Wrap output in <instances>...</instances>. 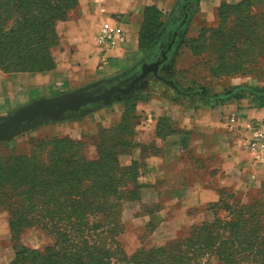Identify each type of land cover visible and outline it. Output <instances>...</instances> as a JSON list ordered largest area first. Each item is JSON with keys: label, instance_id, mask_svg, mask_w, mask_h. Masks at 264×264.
Wrapping results in <instances>:
<instances>
[{"label": "trees", "instance_id": "obj_1", "mask_svg": "<svg viewBox=\"0 0 264 264\" xmlns=\"http://www.w3.org/2000/svg\"><path fill=\"white\" fill-rule=\"evenodd\" d=\"M184 17L197 12L201 0H177ZM259 0L222 3L219 25L201 27L184 46L197 58L212 52L213 78L248 75L264 59V11H253ZM79 0H0V70L4 73H37L55 68L53 49L59 43L57 24L70 17ZM234 16L233 24L228 21ZM163 11L146 6L138 36L141 52L151 50L165 29ZM188 91L200 85L190 81ZM196 92L211 105L246 96L264 106V86L239 85L222 94ZM140 96L123 101V112L114 131L96 145L89 157L81 140L67 137L34 142L30 153L12 150L0 157V209L9 216L11 240L27 228L41 227L52 238L42 248L13 245L11 264H202L215 257L222 264H264V226L255 222L256 201L227 204L222 192L211 209L227 213L194 225L189 234L128 254L121 246L123 213L129 202L144 204L139 183L140 163L122 165L120 156L132 148ZM105 132V131H104ZM234 197V194H230ZM217 213H214L216 215Z\"/></svg>", "mask_w": 264, "mask_h": 264}, {"label": "crops", "instance_id": "obj_2", "mask_svg": "<svg viewBox=\"0 0 264 264\" xmlns=\"http://www.w3.org/2000/svg\"><path fill=\"white\" fill-rule=\"evenodd\" d=\"M164 1L79 0L70 17L57 24L61 48L54 52L53 70L0 72V110L20 103L21 94L31 99L35 93L36 99L53 97L131 73L144 58L138 47L144 10L150 5L162 10ZM241 1L201 0L188 20L192 19L187 38L197 37L203 27L200 20L216 18L222 3L235 5ZM109 21H118L124 28L127 41L123 45L112 47L98 42L99 29ZM175 50L180 68L195 63L196 57L186 46L179 48L177 42ZM160 72H164L162 68ZM144 80L147 86L130 95L140 94L132 138L137 137L141 145L126 161L140 163L139 183L150 191L148 195L157 197L161 190H169L176 201L190 209L218 201L222 192L240 196L245 203L264 192V158L248 147L250 126L264 120V106H257L248 96L211 105L197 93H179L155 76ZM239 85L263 87L264 63L252 74L231 76L227 82L214 85L211 96ZM111 104L123 112V105L116 100ZM14 257L9 216L0 209V264H11Z\"/></svg>", "mask_w": 264, "mask_h": 264}, {"label": "rangeland", "instance_id": "obj_3", "mask_svg": "<svg viewBox=\"0 0 264 264\" xmlns=\"http://www.w3.org/2000/svg\"><path fill=\"white\" fill-rule=\"evenodd\" d=\"M162 11L166 23L165 29L155 46L151 50L142 53L144 56V58L141 56L142 60L149 57L151 53L159 55L171 41L173 34L177 29H179V32L181 33L178 37V46L179 48H184V41L187 38L192 19L188 22L189 18H187V21L183 24L185 17L182 11L178 8L177 0L164 1ZM253 11H264V3L259 0L255 4ZM231 17L232 18L228 21V26L233 24L234 16ZM200 21L203 26L209 28H216L220 22L217 17H211L210 19ZM186 27H188V29ZM58 48H61L60 37L58 45L53 49V56ZM177 54L178 53L175 50L172 55L174 58L173 62L168 63L162 69L164 72L159 73L166 79L177 80V85L185 93L194 94L198 92L200 87H203L204 93L212 94L211 88L214 85L225 83L229 79V77L225 75L221 78H213L210 69L216 63L210 62L213 57L212 52L204 54L202 59L194 58L195 63L189 68H180V64L177 63L176 59ZM136 56H138V53ZM262 63H264V59L260 60L259 63H256L255 65H248V69L256 67L255 69L257 71ZM0 72L3 71L0 70ZM192 79L197 80L200 85L195 86V90L190 92L188 89L191 87L190 81ZM21 95L22 101L17 103L16 106L10 107L6 111L0 110V112H2L0 118L6 117L14 113L18 108L37 100L36 97L38 96L35 93L32 95L33 99H31L24 96V94ZM139 95L140 94H136L135 96ZM128 97H118L116 102L123 105V101ZM120 115H122V111L119 110L118 106L115 108L112 104L107 106L100 105L84 116L69 118L59 122L48 121L42 123L14 136L11 139L0 140V157L8 155L12 150L17 153H30L34 142L56 137H67L72 140L83 141L87 146L88 156L95 157L96 145L100 143V133L103 132L104 137L109 133H112H106V131H114L116 129V126L120 121ZM132 137H134V134ZM131 143L132 148L129 153L120 156V162L122 165H129L126 161L127 156L131 154L134 148L141 145V143L138 142L137 137L135 139L132 138ZM149 192L150 191L145 187L142 189L144 204L129 202L125 206L122 218L124 229L119 237V242L128 254H132L140 248L148 249L166 244L173 240L184 238L189 234L194 225L200 224L203 221H211L215 216L227 220V213L218 209V207L211 209V204L214 202L208 203L207 205L205 204L201 207L186 209L184 205L180 204L170 195L169 190H161V194L157 197L152 194L148 195ZM225 194L226 195H224L223 198L227 204L238 201L243 202V199L240 196L235 195L234 197H231V193L229 192H225ZM252 199V201H256L255 210L257 211V214L255 222L264 226V192L261 195L253 196ZM214 213L217 214L214 215ZM50 243H52V238L48 233H46L41 227H32L24 229L16 239L11 240V247L15 244L17 247L24 245L31 248H42ZM201 263L222 264L215 257H204ZM247 263L248 261H240L239 264Z\"/></svg>", "mask_w": 264, "mask_h": 264}, {"label": "water", "instance_id": "obj_4", "mask_svg": "<svg viewBox=\"0 0 264 264\" xmlns=\"http://www.w3.org/2000/svg\"><path fill=\"white\" fill-rule=\"evenodd\" d=\"M186 21L187 19L185 18L183 24ZM174 36L169 44L168 50L163 53V59L151 64L144 63L142 65V71L127 87L118 85L108 87L109 83L112 84L118 79H107L57 96L34 100L18 108L14 113L0 118V140L11 139L28 129L48 121L59 122L69 118L84 116L92 112L97 106L110 105L114 101L113 94L117 92L123 95L129 94L134 90L135 85L139 81L145 79L151 73L179 93H183L173 79H166L159 74L161 64L168 59V52L175 43L177 31H175ZM128 74L130 73H125L121 77L127 76Z\"/></svg>", "mask_w": 264, "mask_h": 264}, {"label": "built area", "instance_id": "obj_5", "mask_svg": "<svg viewBox=\"0 0 264 264\" xmlns=\"http://www.w3.org/2000/svg\"><path fill=\"white\" fill-rule=\"evenodd\" d=\"M126 41L127 34L118 21L106 22L99 29L98 42L101 45L118 47ZM250 130L252 137L248 147L257 157L264 158V120L253 122Z\"/></svg>", "mask_w": 264, "mask_h": 264}, {"label": "flooded vegetation", "instance_id": "obj_6", "mask_svg": "<svg viewBox=\"0 0 264 264\" xmlns=\"http://www.w3.org/2000/svg\"><path fill=\"white\" fill-rule=\"evenodd\" d=\"M176 31H177V37L175 38V43H174L172 49L169 50V52H168V59L165 60V61L161 64L160 68H162V69H163V68H164L169 62H171L170 60H171V58H172V55H173V52H174V48H175V46H176V43L179 41V39H178V37L180 36L179 29H177ZM174 33H175V32H174ZM174 37H175V36H174V34H173V37H172L171 41L173 40ZM171 41L168 43V45L166 46V48L163 49V50L160 52L159 55L154 54V53H151V54L149 55V57H147L146 59H144V60L141 62V64H140L136 69H134L130 74H128L127 76H123V77H121V78H117L118 80L114 81L112 84L109 83V84H108V87H111V85H118V86H121V87H127V86L133 81V79H134L135 77H137V76L139 75V73L142 71V65H143L144 63L151 64V63H154V62H156V61H159V60L163 59V53H164L165 51L168 50V47H169V44L171 43ZM159 72H160V69H159ZM159 74H160V73H159ZM150 75H151V76H154V74L151 73V74H149L147 77H149ZM160 75H161V74H160ZM162 76H163V75H162ZM147 77H146V78H147ZM146 78H145V79H146ZM147 83H148V82H147L146 80L143 79V80L139 81V82L135 85L134 90H132L129 94H127V95H123L122 93H119V92L113 94V100H114V101L117 100L118 97H128V96H130V95H132V94L136 91V89L141 88V87H144L145 85H147Z\"/></svg>", "mask_w": 264, "mask_h": 264}]
</instances>
